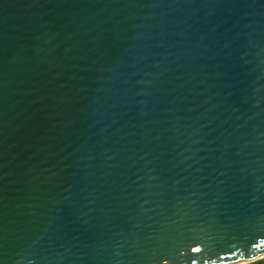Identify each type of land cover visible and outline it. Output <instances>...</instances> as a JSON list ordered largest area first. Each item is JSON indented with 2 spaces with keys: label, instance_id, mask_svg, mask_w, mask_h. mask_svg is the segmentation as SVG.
<instances>
[{
  "label": "water",
  "instance_id": "water-1",
  "mask_svg": "<svg viewBox=\"0 0 264 264\" xmlns=\"http://www.w3.org/2000/svg\"><path fill=\"white\" fill-rule=\"evenodd\" d=\"M264 258V0H0V264Z\"/></svg>",
  "mask_w": 264,
  "mask_h": 264
},
{
  "label": "trees",
  "instance_id": "trees-1",
  "mask_svg": "<svg viewBox=\"0 0 264 264\" xmlns=\"http://www.w3.org/2000/svg\"><path fill=\"white\" fill-rule=\"evenodd\" d=\"M264 263V258L249 262V263H245V264H262Z\"/></svg>",
  "mask_w": 264,
  "mask_h": 264
},
{
  "label": "rangeland",
  "instance_id": "rangeland-1",
  "mask_svg": "<svg viewBox=\"0 0 264 264\" xmlns=\"http://www.w3.org/2000/svg\"><path fill=\"white\" fill-rule=\"evenodd\" d=\"M262 264H264V263H262Z\"/></svg>",
  "mask_w": 264,
  "mask_h": 264
}]
</instances>
